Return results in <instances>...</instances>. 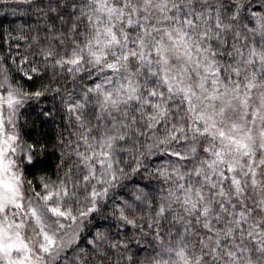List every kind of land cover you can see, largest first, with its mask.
Returning a JSON list of instances; mask_svg holds the SVG:
<instances>
[{
  "label": "snow or ice",
  "instance_id": "obj_1",
  "mask_svg": "<svg viewBox=\"0 0 264 264\" xmlns=\"http://www.w3.org/2000/svg\"><path fill=\"white\" fill-rule=\"evenodd\" d=\"M0 9V264H264V0Z\"/></svg>",
  "mask_w": 264,
  "mask_h": 264
},
{
  "label": "trees",
  "instance_id": "obj_2",
  "mask_svg": "<svg viewBox=\"0 0 264 264\" xmlns=\"http://www.w3.org/2000/svg\"><path fill=\"white\" fill-rule=\"evenodd\" d=\"M16 18L11 16L10 14H6L2 9H0V33L3 32V28L5 26H7L10 22L15 21ZM50 108L51 107V102H47V104L45 105L44 101H41V105L40 107L36 108L35 112H32L31 110H29L31 112L32 118L36 117V113H38L42 108ZM41 120H44L43 117H41L40 119L37 120V125L38 128L42 131H46L50 126H51V122L50 121H45L44 123H41ZM58 161L56 160L55 157H48L45 161H44V165L46 170H49L50 172H54V165L55 163H57ZM55 178V177H53ZM139 179V178H137Z\"/></svg>",
  "mask_w": 264,
  "mask_h": 264
}]
</instances>
